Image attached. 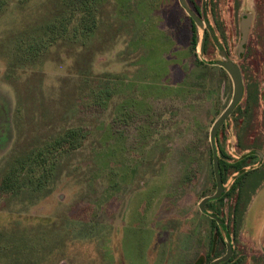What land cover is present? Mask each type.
<instances>
[{
  "label": "rangeland",
  "instance_id": "1",
  "mask_svg": "<svg viewBox=\"0 0 264 264\" xmlns=\"http://www.w3.org/2000/svg\"><path fill=\"white\" fill-rule=\"evenodd\" d=\"M197 33L194 49L178 0H0V181L36 144L88 133L49 189L0 192V264H209L226 253L199 205L216 192L210 132L233 82L207 65L214 48L200 59ZM256 120L249 132L234 113L220 130L226 191L238 186L209 207L247 261L264 226V180L250 177L264 164Z\"/></svg>",
  "mask_w": 264,
  "mask_h": 264
},
{
  "label": "flooded vegetation",
  "instance_id": "2",
  "mask_svg": "<svg viewBox=\"0 0 264 264\" xmlns=\"http://www.w3.org/2000/svg\"><path fill=\"white\" fill-rule=\"evenodd\" d=\"M188 2L191 8L200 16L201 20L210 24L228 57L235 63H237L236 59L241 60V64H237L242 72L245 93L239 106L243 102L246 105L241 108L238 106L234 113L237 121L241 123L247 117V131L250 132L253 129V123L257 122L256 119L261 118L264 121V79H261V75H264V69L261 67L262 64L264 65V0H200L199 7L195 6V0H188ZM244 27L248 28V34L244 42L245 44L241 48ZM201 32L200 42L205 37V56H208L211 49L214 48L218 56L217 61H220L221 56L213 40L210 28L205 26L204 33L203 31ZM237 43L238 45L234 51L232 44ZM258 59L263 60V63H258ZM244 65H248L249 69L244 68ZM219 68L226 72L222 67ZM241 110L243 111L240 112ZM257 154L260 155L259 151H257ZM260 157L264 159L263 156ZM251 170H253L251 178L255 177L259 182L264 180V164L253 167ZM238 193L239 200L241 194L240 188L238 189ZM250 207L245 210V213L250 211ZM262 224L264 225V220ZM253 229L255 230L256 228ZM258 235V243L250 244L253 252H251L248 261L244 260L242 258L244 254H239V251L233 246L234 252L228 262L232 264H244L246 261V264H264V226L259 229ZM236 239H238V236H236ZM232 240L234 241L233 237Z\"/></svg>",
  "mask_w": 264,
  "mask_h": 264
},
{
  "label": "trees",
  "instance_id": "3",
  "mask_svg": "<svg viewBox=\"0 0 264 264\" xmlns=\"http://www.w3.org/2000/svg\"><path fill=\"white\" fill-rule=\"evenodd\" d=\"M72 1L73 0H67L69 5L72 3ZM192 23H193L192 46L194 49H197L198 47L197 27L193 21ZM212 63L213 62L210 61L207 65L212 66L213 65ZM222 71L225 72L224 70ZM109 91H110L109 87L103 83L100 87L99 92H97V95L100 96L101 101H104V99L109 97L110 94ZM86 96L88 98L87 93ZM90 100L87 99V101H85L84 104L89 105ZM87 135L88 133H86L84 128L71 127L61 133L56 134L55 136H52L50 139L38 145L36 144L30 150L21 153V155H19L14 159V161H12L9 171L0 181V192H3L5 190L11 193H15V192L17 193L23 190H29L31 192H34L36 190H41V191L46 190L49 187L48 185L50 184V182L55 178V174L62 166L64 159L69 154L72 153V151L76 146V143L82 142L83 139L85 140ZM220 165H221L222 178L225 184L227 180L226 171L228 166L224 163L222 158H220ZM243 166L244 165L242 163L235 165L238 171L241 170ZM237 186H238L237 183H235L231 187L230 191H226L225 195L216 201H223L226 197L234 194V192L237 189ZM213 202L214 201H211L207 205L208 211L210 204ZM213 214H216L219 217H221V215L217 213H213ZM221 218L225 221L223 217ZM211 220L219 230L220 227L218 226L217 222L213 219ZM229 263L230 262L226 264Z\"/></svg>",
  "mask_w": 264,
  "mask_h": 264
},
{
  "label": "water",
  "instance_id": "4",
  "mask_svg": "<svg viewBox=\"0 0 264 264\" xmlns=\"http://www.w3.org/2000/svg\"><path fill=\"white\" fill-rule=\"evenodd\" d=\"M178 1L180 3V6L187 13V15L192 19V21L196 24V26L200 28L201 31H203V33L205 31V26H208L210 28L211 34L213 36V40L221 56L220 61H215L212 64L225 69L233 82V96L231 102L224 110V112L215 121L210 132V143L213 152V170L216 179V192L213 195L204 198L199 205V208L203 214H205L206 216L210 217L211 219L217 222L218 226L221 228L224 234L227 245V251L225 255L215 259L211 264H224L232 258L234 252L231 233L229 231V228L227 227L226 222L218 215L209 212L207 210V205L211 201L219 200L226 193L225 184L221 174L220 155L217 148V137L222 127L229 121L230 117L233 115L236 108L239 106V104L242 102L244 98V93H245L244 80L239 65L228 57L223 46L216 37L215 32L210 27V24L208 22L201 20L200 16L191 8L188 0H178ZM243 34L244 35H243V42L241 43V48L244 46L245 44L244 42L247 38V34H248L247 27L243 28ZM199 57L202 60L205 58V37H203V39L200 42Z\"/></svg>",
  "mask_w": 264,
  "mask_h": 264
}]
</instances>
